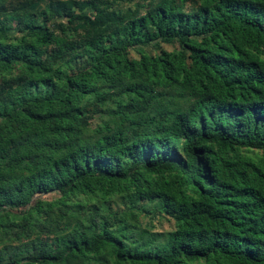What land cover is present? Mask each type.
Here are the masks:
<instances>
[{"label":"trees","instance_id":"1","mask_svg":"<svg viewBox=\"0 0 264 264\" xmlns=\"http://www.w3.org/2000/svg\"><path fill=\"white\" fill-rule=\"evenodd\" d=\"M184 1L0 0V264H264V0Z\"/></svg>","mask_w":264,"mask_h":264},{"label":"rangeland","instance_id":"2","mask_svg":"<svg viewBox=\"0 0 264 264\" xmlns=\"http://www.w3.org/2000/svg\"><path fill=\"white\" fill-rule=\"evenodd\" d=\"M153 0H132L131 2H121L117 0H110L111 2V9L114 12L121 13L123 15H129V13L138 11V14H142L145 9H143L145 6H148L150 2ZM194 1L196 0H185L183 10H189L191 6L193 5ZM85 14H88V11H85ZM115 19L114 13H111V16L105 20L104 25L105 27H112L113 20ZM109 27V28H110ZM16 30V28H15ZM15 32V31H14ZM161 49L166 50L167 52H173L178 51L179 47L176 43L172 44H165V43H159V46L156 48H148L146 51L150 54H156ZM133 57H136L137 55L135 53H131ZM98 123V120H94L93 124ZM151 215L144 217L141 220L143 227H150V229L154 230L155 232H168L173 228V222L169 221V219L162 217V216H156L154 219Z\"/></svg>","mask_w":264,"mask_h":264}]
</instances>
